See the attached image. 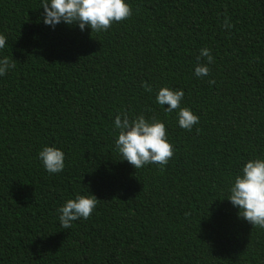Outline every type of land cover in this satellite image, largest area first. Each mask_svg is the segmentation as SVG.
Here are the masks:
<instances>
[{"label": "trees", "instance_id": "16d2710c", "mask_svg": "<svg viewBox=\"0 0 264 264\" xmlns=\"http://www.w3.org/2000/svg\"><path fill=\"white\" fill-rule=\"evenodd\" d=\"M125 2L130 18L90 33L44 24L40 0H0V58L16 65L0 76V264H264V229L226 198L264 158V0ZM201 48L214 62L198 78ZM164 86L183 90L191 131L156 103ZM121 112L165 124V166L119 160ZM44 146L62 172L44 169ZM78 194L97 207L63 229L57 210Z\"/></svg>", "mask_w": 264, "mask_h": 264}, {"label": "clouds", "instance_id": "9594fccd", "mask_svg": "<svg viewBox=\"0 0 264 264\" xmlns=\"http://www.w3.org/2000/svg\"><path fill=\"white\" fill-rule=\"evenodd\" d=\"M39 7L43 9L44 24L54 28L63 22L78 26L81 31L87 27L91 30L90 33L105 32L114 23L127 20L132 15V9L125 0H40ZM223 27H232L227 17ZM5 45L6 37L0 34V49L5 48ZM201 58H206L207 64L214 62L210 50L201 48L194 67V75L198 78L206 77L210 73L207 65L200 62ZM15 66V61L8 56L0 58V76L6 75ZM209 83L215 81L209 80ZM141 86L147 92L152 91L146 82H142ZM183 97V90L164 86L157 91L155 101L160 106H166V114L176 111L178 125L191 131L199 123V117L188 107H181ZM114 127L118 130L114 145L121 157L119 160L127 161L135 170L150 164H158L162 168L174 155L175 149L168 141L166 126L155 117L149 120L140 114L130 118L127 112H121L115 117ZM38 157L49 174L64 170L65 157L59 148L44 146L38 152ZM226 198L238 209L239 218L252 227L264 229V158L248 159L241 166L240 172L230 183ZM98 202L99 199L93 194H78L74 199H68L57 210L60 226L69 229L74 221L88 219Z\"/></svg>", "mask_w": 264, "mask_h": 264}]
</instances>
